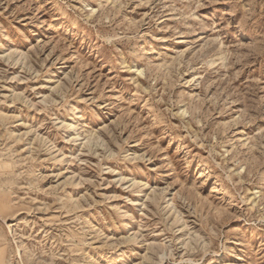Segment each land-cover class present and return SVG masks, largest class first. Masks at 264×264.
I'll use <instances>...</instances> for the list:
<instances>
[{
  "label": "rangeland",
  "instance_id": "1",
  "mask_svg": "<svg viewBox=\"0 0 264 264\" xmlns=\"http://www.w3.org/2000/svg\"><path fill=\"white\" fill-rule=\"evenodd\" d=\"M0 264H264V0H0Z\"/></svg>",
  "mask_w": 264,
  "mask_h": 264
}]
</instances>
